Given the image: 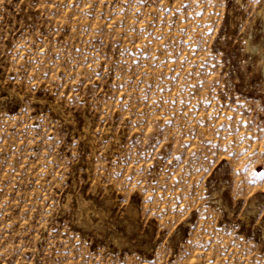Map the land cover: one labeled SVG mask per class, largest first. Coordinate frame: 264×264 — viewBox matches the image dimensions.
<instances>
[{"label": "rangeland", "instance_id": "374dc122", "mask_svg": "<svg viewBox=\"0 0 264 264\" xmlns=\"http://www.w3.org/2000/svg\"><path fill=\"white\" fill-rule=\"evenodd\" d=\"M263 62L264 0H0V264H264Z\"/></svg>", "mask_w": 264, "mask_h": 264}, {"label": "bare ground", "instance_id": "6f19581e", "mask_svg": "<svg viewBox=\"0 0 264 264\" xmlns=\"http://www.w3.org/2000/svg\"><path fill=\"white\" fill-rule=\"evenodd\" d=\"M250 46V45H249ZM264 63V62H263Z\"/></svg>", "mask_w": 264, "mask_h": 264}]
</instances>
